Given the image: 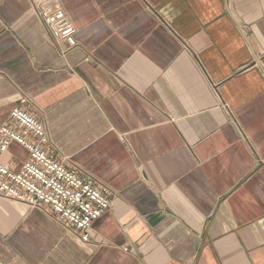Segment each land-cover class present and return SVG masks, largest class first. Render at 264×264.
I'll list each match as a JSON object with an SVG mask.
<instances>
[{"label":"crops","instance_id":"crops-1","mask_svg":"<svg viewBox=\"0 0 264 264\" xmlns=\"http://www.w3.org/2000/svg\"><path fill=\"white\" fill-rule=\"evenodd\" d=\"M22 98L111 206L85 243L0 198V264H264V0H0V127Z\"/></svg>","mask_w":264,"mask_h":264},{"label":"built area","instance_id":"built-area-1","mask_svg":"<svg viewBox=\"0 0 264 264\" xmlns=\"http://www.w3.org/2000/svg\"><path fill=\"white\" fill-rule=\"evenodd\" d=\"M33 10L55 44H65L64 51L76 46L74 28L59 5L41 2ZM28 106V100L22 98L10 111L8 123L0 127V159L11 143L28 152L17 172L0 162V198L43 210L65 231L87 243L92 222L109 210L111 201L96 179L57 161L43 149L45 130L27 111Z\"/></svg>","mask_w":264,"mask_h":264}]
</instances>
